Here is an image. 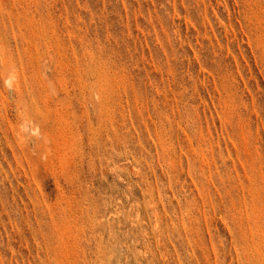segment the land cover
<instances>
[{
    "label": "rangeland",
    "instance_id": "374dc122",
    "mask_svg": "<svg viewBox=\"0 0 264 264\" xmlns=\"http://www.w3.org/2000/svg\"><path fill=\"white\" fill-rule=\"evenodd\" d=\"M0 264H264V0H0Z\"/></svg>",
    "mask_w": 264,
    "mask_h": 264
}]
</instances>
